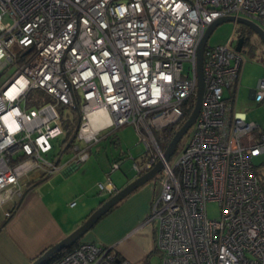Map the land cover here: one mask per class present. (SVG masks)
<instances>
[{
	"label": "built area",
	"instance_id": "2783aa9c",
	"mask_svg": "<svg viewBox=\"0 0 264 264\" xmlns=\"http://www.w3.org/2000/svg\"><path fill=\"white\" fill-rule=\"evenodd\" d=\"M225 15L264 28V0H0V76L16 65L0 77V207L12 205L5 217L26 177L78 167L103 131L131 124L145 154L132 164L137 174L162 162L160 193L143 221L156 222L159 264H264V180L253 162L264 155V128L237 108L245 59L233 32L206 44L198 115L175 161L164 158L195 102L197 43ZM249 98L264 100V75ZM65 107L78 116L69 150L57 140ZM120 163H110L99 193L118 189L109 175ZM210 201L217 218L207 215ZM111 250L80 241L51 264H132Z\"/></svg>",
	"mask_w": 264,
	"mask_h": 264
},
{
	"label": "rangeland",
	"instance_id": "374dc122",
	"mask_svg": "<svg viewBox=\"0 0 264 264\" xmlns=\"http://www.w3.org/2000/svg\"><path fill=\"white\" fill-rule=\"evenodd\" d=\"M232 32V45L235 44L237 38L240 36H244L246 40L241 49L245 63L241 71L237 108L245 111L247 118L256 122L259 125L258 129H261L264 128V100L256 104L245 100L247 91L255 88L258 79L264 75V42H262L258 35L251 31L247 26L234 21H226L215 27L207 39V44L215 45L224 43ZM15 67L16 65L5 69L0 77L4 78L8 76L13 72ZM224 95L228 96L227 90H225ZM63 113L64 118H70L73 116L71 110L66 107L63 108ZM190 131H192V127H190L178 141L175 150L168 159L169 162L173 163L175 161L181 148L186 143ZM155 134L159 140V144L164 148L167 141L161 139V131L155 130ZM62 138L63 134H61L57 140H61ZM53 142H56V140ZM57 148L56 145L55 150ZM87 152L89 155L88 160L81 163V165L75 169L67 179H61V176L63 177L62 171L64 169L62 166V169L60 168L58 170L61 175L60 179L46 185L44 188V190L48 188L49 192L56 197L61 212H67L70 214L85 209L81 208L83 202L88 204L92 196L95 198L93 200V207H97L98 202L106 197V194L102 193L100 194L102 196H98L96 180L98 178L102 182L107 180L106 173L110 171V163L113 160L121 159V163L119 168L110 172L109 177L115 185L121 187L127 183V180L130 181L139 175L132 166L133 162L141 165L142 161L145 159L144 146L138 141L135 127L131 124L112 127L107 131H103L100 140L92 144L87 149ZM70 155L69 151L63 152L60 157V165L70 158ZM47 156L50 157V159L54 158V155L50 156V154H48ZM253 162L256 164L258 176L260 179L264 180V155L254 157ZM105 169L107 171L104 173ZM55 172L47 174L46 178ZM146 184L151 186L153 195L151 200L152 204L160 193L161 183L156 175L143 185ZM71 201H74L77 205L75 207H70L71 205L69 203ZM92 208H89L86 214H88ZM206 210L207 215L211 218H217L219 216V206L217 202H208ZM150 225L152 228L155 227L156 229V222H152ZM111 251L115 254L117 251L116 247L112 248ZM122 259L127 260L132 264H159L160 262V256L156 250L142 255L136 261H131L126 258Z\"/></svg>",
	"mask_w": 264,
	"mask_h": 264
},
{
	"label": "crops",
	"instance_id": "0c3cea01",
	"mask_svg": "<svg viewBox=\"0 0 264 264\" xmlns=\"http://www.w3.org/2000/svg\"><path fill=\"white\" fill-rule=\"evenodd\" d=\"M253 89L247 91L245 101L252 103L249 96ZM78 167L64 165L62 173L65 178L58 171L47 178V174H31L25 182L36 183L25 190L7 219L4 211L12 207L11 203L0 207V264H30L45 248L69 234L86 218L87 211L94 206V196L88 204L83 202L81 208L85 209L69 214L60 211L56 197L48 188L44 190L60 176L67 179ZM98 182L102 181L98 178L96 184ZM100 194L98 191V196H102ZM152 196L150 185L137 188L88 230L84 240L116 247L120 258L131 261L149 253L155 245L156 229L143 221L149 213ZM76 205L74 202L70 207Z\"/></svg>",
	"mask_w": 264,
	"mask_h": 264
},
{
	"label": "water",
	"instance_id": "95a60500",
	"mask_svg": "<svg viewBox=\"0 0 264 264\" xmlns=\"http://www.w3.org/2000/svg\"><path fill=\"white\" fill-rule=\"evenodd\" d=\"M226 21H234L241 23L248 28L251 29L254 33L258 35V37L264 42V28H262L258 23L248 18L242 16H234V15H225L220 16L214 19L205 29L204 33L201 35L196 48V74H197V83H196V93H195V102L193 108L185 119V121L179 126V128L172 135L170 141L168 142L165 151L164 158L168 159L173 153L178 141L181 137L187 132L190 126L195 121L196 116L198 115L201 97L203 92V73H202V59L204 48L207 44V39L211 32L215 29V27ZM245 38L244 36H240L237 38L235 42V49L241 51L242 46L244 44ZM252 93V92H251ZM72 167V165H70ZM162 167V162L158 160L149 170L139 174L134 179L127 182L125 185L119 187L114 193H112L109 197H107L101 204H99L95 209L89 213V215L69 234L62 237L60 240L51 244L47 248H45L40 254H38L30 264H43L45 260H47L50 256L60 251L61 249L73 244L78 239H80L88 230H90L99 219L107 213L112 207L119 204L121 200L127 197L134 190L142 186L145 182L149 181L153 177L157 175ZM118 261V259H116Z\"/></svg>",
	"mask_w": 264,
	"mask_h": 264
},
{
	"label": "trees",
	"instance_id": "16d2710c",
	"mask_svg": "<svg viewBox=\"0 0 264 264\" xmlns=\"http://www.w3.org/2000/svg\"><path fill=\"white\" fill-rule=\"evenodd\" d=\"M246 41V40H245ZM245 43V42H244ZM47 99H48V97H47ZM32 103H34V102H32ZM35 104V103H34ZM192 105H193V101H191L190 102V104H189V106H188V108L186 109V111H185V114H188L190 111H191V108H192ZM77 121H78V116H77V113H75V112H73V116H71L70 118H62V126H63V129H64V133H63V138H62V142H63V147H65L66 146V150H69L70 149V146H71V143H72V141H74V133H75V130H76V125H77ZM171 131H172V127L171 128H167V129H165L164 131H163V133L164 132H167V135H168V133L169 134H171ZM62 147V148H63ZM117 160V159H116ZM34 183H36V181H32V182H30L27 186H26V188L25 189H27L28 187H30L31 185H33ZM117 188H119L118 186H117ZM110 195H106V197H104V198H102L99 202H98V204H97V206L99 205V204H101L107 197H109ZM16 205H18V204H16ZM16 205L11 209V213L14 211V209L16 208ZM118 205V204H117ZM117 205H115L114 207H112L107 213H109L111 210H113ZM96 207H93L91 210H90V212L89 213H91V211L93 210V209H95ZM89 213L87 214V216L89 215ZM107 213H105L103 216H105ZM86 216V217H87ZM102 216V217H103ZM9 217V216H8ZM8 217H6V219L8 218ZM101 217V218H102ZM100 218V219H101ZM5 219V220H6ZM99 219V220H100ZM85 235V234H84ZM84 235L80 238V239H78L76 242H74L73 244H71V245H69V246H67V247H65V248H63V249H61L60 251H58V252H56L55 254H53L52 256H50L47 260H45L44 262H43V264H51L54 260H56L57 258H59V257H61L63 254H65V253H67V252H69L71 249H73L80 241H88V240H84ZM156 250V248H155V246H154V248L149 252V253H151L152 251H155ZM115 256H117V257H119L116 253H115ZM119 259H122V258H120L119 257Z\"/></svg>",
	"mask_w": 264,
	"mask_h": 264
},
{
	"label": "bare ground",
	"instance_id": "6f19581e",
	"mask_svg": "<svg viewBox=\"0 0 264 264\" xmlns=\"http://www.w3.org/2000/svg\"><path fill=\"white\" fill-rule=\"evenodd\" d=\"M98 116L99 115H96V114L92 115L91 120H92L93 124H95V121L98 118Z\"/></svg>",
	"mask_w": 264,
	"mask_h": 264
}]
</instances>
